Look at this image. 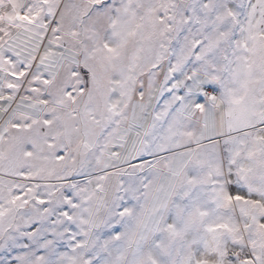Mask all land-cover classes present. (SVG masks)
<instances>
[{"label":"snow or ice","instance_id":"1","mask_svg":"<svg viewBox=\"0 0 264 264\" xmlns=\"http://www.w3.org/2000/svg\"><path fill=\"white\" fill-rule=\"evenodd\" d=\"M0 264H264V0H0Z\"/></svg>","mask_w":264,"mask_h":264}]
</instances>
